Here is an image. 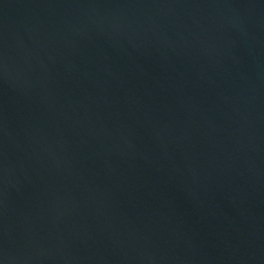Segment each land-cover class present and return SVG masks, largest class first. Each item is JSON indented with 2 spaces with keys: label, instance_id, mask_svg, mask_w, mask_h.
Segmentation results:
<instances>
[{
  "label": "water",
  "instance_id": "1",
  "mask_svg": "<svg viewBox=\"0 0 264 264\" xmlns=\"http://www.w3.org/2000/svg\"><path fill=\"white\" fill-rule=\"evenodd\" d=\"M0 264H264V0H0Z\"/></svg>",
  "mask_w": 264,
  "mask_h": 264
}]
</instances>
